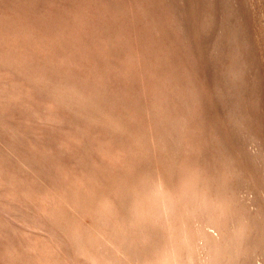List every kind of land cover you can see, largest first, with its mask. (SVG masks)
<instances>
[{
    "label": "rangeland",
    "instance_id": "374dc122",
    "mask_svg": "<svg viewBox=\"0 0 264 264\" xmlns=\"http://www.w3.org/2000/svg\"><path fill=\"white\" fill-rule=\"evenodd\" d=\"M173 256L264 264V0H0V264Z\"/></svg>",
    "mask_w": 264,
    "mask_h": 264
},
{
    "label": "bare ground",
    "instance_id": "6f19581e",
    "mask_svg": "<svg viewBox=\"0 0 264 264\" xmlns=\"http://www.w3.org/2000/svg\"><path fill=\"white\" fill-rule=\"evenodd\" d=\"M203 202H204V201H203ZM160 209H161V208H160ZM209 218H210V217H209ZM211 224H212V223H211ZM212 226H213V225H212ZM179 232H180V231H179ZM197 236H199V235H197ZM233 239H234V238H233ZM181 240H182V239H181ZM194 240H195V239H194ZM238 245H239V244H238ZM188 247H189V246H188ZM212 247H214V245H213ZM169 249H170V248H169ZM187 250H188V249H187ZM171 252H172V251H171ZM171 252H170V253H171ZM180 256H181V255H180ZM236 256H237V255H236ZM177 259H178V258H177ZM177 259L174 258V256H173V261H172V262H173L174 264H181V263H178ZM200 259H201V258H200ZM198 260H199V259H198ZM188 261H189V260H188ZM164 262H165V261H164ZM179 262H180V261H179ZM198 262H199V261H198ZM173 263H172V264H173ZM206 263H207V262H206ZM212 263H213V262H212ZM185 264H186V263H185Z\"/></svg>",
    "mask_w": 264,
    "mask_h": 264
}]
</instances>
